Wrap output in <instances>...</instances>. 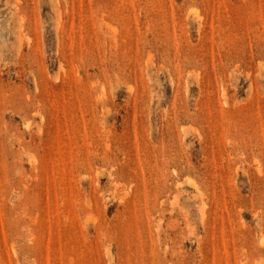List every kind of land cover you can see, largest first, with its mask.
Wrapping results in <instances>:
<instances>
[{"label": "rangeland", "instance_id": "374dc122", "mask_svg": "<svg viewBox=\"0 0 264 264\" xmlns=\"http://www.w3.org/2000/svg\"><path fill=\"white\" fill-rule=\"evenodd\" d=\"M0 264H264V0H0Z\"/></svg>", "mask_w": 264, "mask_h": 264}]
</instances>
